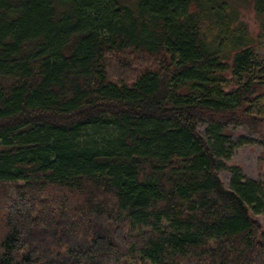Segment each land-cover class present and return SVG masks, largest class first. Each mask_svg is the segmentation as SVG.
<instances>
[{
	"label": "trees",
	"instance_id": "trees-1",
	"mask_svg": "<svg viewBox=\"0 0 264 264\" xmlns=\"http://www.w3.org/2000/svg\"><path fill=\"white\" fill-rule=\"evenodd\" d=\"M248 7L0 0V264H264V183L228 164L231 126L264 142Z\"/></svg>",
	"mask_w": 264,
	"mask_h": 264
},
{
	"label": "rangeland",
	"instance_id": "rangeland-1",
	"mask_svg": "<svg viewBox=\"0 0 264 264\" xmlns=\"http://www.w3.org/2000/svg\"><path fill=\"white\" fill-rule=\"evenodd\" d=\"M241 23L248 26L257 49L258 56L264 60V29L260 27L252 9L245 8L241 12ZM254 113L264 114V95L252 107ZM207 126L200 127V133L205 137ZM231 140L234 144L233 157L228 164L240 166L250 180H258L264 183V142L246 127L231 126ZM230 166V165H229ZM227 187L230 186V173L221 172ZM264 224V217H257Z\"/></svg>",
	"mask_w": 264,
	"mask_h": 264
}]
</instances>
